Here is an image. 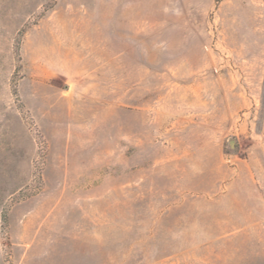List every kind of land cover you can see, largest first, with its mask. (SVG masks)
<instances>
[{"label":"rangeland","instance_id":"obj_1","mask_svg":"<svg viewBox=\"0 0 264 264\" xmlns=\"http://www.w3.org/2000/svg\"><path fill=\"white\" fill-rule=\"evenodd\" d=\"M0 264H264V0H0Z\"/></svg>","mask_w":264,"mask_h":264},{"label":"water","instance_id":"obj_2","mask_svg":"<svg viewBox=\"0 0 264 264\" xmlns=\"http://www.w3.org/2000/svg\"><path fill=\"white\" fill-rule=\"evenodd\" d=\"M230 145H231V146L233 145V141L230 142Z\"/></svg>","mask_w":264,"mask_h":264}]
</instances>
